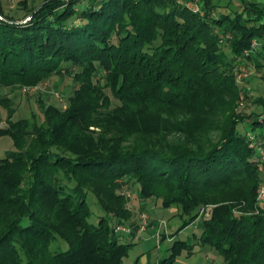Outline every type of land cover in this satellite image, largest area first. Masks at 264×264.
I'll return each mask as SVG.
<instances>
[{"label":"trees","instance_id":"trees-1","mask_svg":"<svg viewBox=\"0 0 264 264\" xmlns=\"http://www.w3.org/2000/svg\"><path fill=\"white\" fill-rule=\"evenodd\" d=\"M83 1L22 2L29 21H0V87L73 83L66 108L43 103L39 122L14 118L12 98H0V137L13 146L0 158V264H123L138 235L116 230L136 221L124 187H135L138 212L154 200L185 217L172 237L207 214L196 242L172 239L158 264L195 246L221 264H264V170L248 141L264 129V88L233 77L252 63L264 86V5ZM252 39L261 47L245 56ZM243 121L251 128L239 134ZM89 193L102 211L95 224Z\"/></svg>","mask_w":264,"mask_h":264},{"label":"rangeland","instance_id":"rangeland-1","mask_svg":"<svg viewBox=\"0 0 264 264\" xmlns=\"http://www.w3.org/2000/svg\"><path fill=\"white\" fill-rule=\"evenodd\" d=\"M43 0H14V3L12 6H10V2L8 0H0V14L4 16L5 19H7L8 16L14 15L16 18V22L23 23V20L28 17L24 16L25 9H22V2H25L26 5L30 7H35L38 4H40ZM89 0L83 1L84 5L88 3ZM82 6L81 4L79 5ZM9 19V18H8ZM7 19V20H8ZM29 21V20H28ZM62 75L59 77L52 75L49 78H45L43 80H40L34 84H16L12 86L7 87H0V98L3 97H10L12 98V106L15 109L14 118H28L31 120L32 115L35 116V119L37 122H39L42 118V109L41 105L44 103L45 105L48 104H54L60 108H66L67 106V98L69 97L71 90L73 89V83L69 78H65L62 82H60L62 79ZM252 78H256V76L249 77V82H245L242 87L250 88L251 91H258L259 89L264 88L261 84L256 85L255 82L252 80ZM256 85V87H255ZM24 89L26 91H24ZM56 91V93H55ZM261 91V90H259ZM114 102V101H113ZM7 112L5 109H3L2 106H0V126L5 125ZM251 125L247 122H239L237 124V132L239 134H244L246 131H250ZM259 131H264V129H256L253 131V133H258ZM179 135V134H176ZM173 134L169 135L168 137L173 139ZM13 150L12 142L8 137H0V158L4 157L6 155V152ZM133 188H126L124 187L122 190L128 194V200H129V207L130 210L133 211L134 216L133 219L137 218V212L138 209V203H136V199H134L135 194ZM119 191V190H118ZM87 203L92 211V216L89 219V221L93 224L97 223L98 218L102 215V211L99 208V206L96 204V201L91 193L87 196ZM156 210H155V209ZM154 209V211H151L152 214L155 215L157 213L160 215L163 219H159L158 223H162L163 227H168L169 231L172 234H175L178 228L181 226L183 219L178 216V210L175 207H170L169 209H163L160 207L159 201H148L145 210L150 211ZM144 211L145 213H147ZM207 217V214L201 215L196 221L193 222V224L184 231V233H178L176 234V239H183L186 240V235L189 238V242L192 243L193 240L191 239L192 231L196 230L198 231V227H200V224L204 218ZM149 222V219H148ZM161 228V230H164V228ZM148 228V227H147ZM157 228V227H156ZM155 228V229H156ZM154 228L147 229L145 231H142L140 234L131 238V242L133 245L129 248L128 254L123 260V264H134V261L137 257H141L142 255H154V254H160L161 252H165V248L168 247L169 240L165 239L161 241V246H157L154 232ZM152 234H151V232ZM165 233V231L163 232ZM162 233V234H163ZM148 238V239H145ZM168 240V241H167ZM171 241V240H170ZM61 248L66 249L67 245L63 241H59ZM160 252V253H159ZM168 250L166 251V254H162L160 256V260L164 257L168 256ZM219 258V262H220Z\"/></svg>","mask_w":264,"mask_h":264},{"label":"built area","instance_id":"built-area-1","mask_svg":"<svg viewBox=\"0 0 264 264\" xmlns=\"http://www.w3.org/2000/svg\"><path fill=\"white\" fill-rule=\"evenodd\" d=\"M61 2L67 3L70 0H59ZM10 2V6L13 5L14 0H8ZM181 2V1H179ZM186 6L192 9L193 11H198L199 6L193 3H186ZM30 19V17H26L23 20V23L27 22ZM0 21H6L4 16L0 14ZM261 47V42L258 39H252L250 42V46L248 49L244 51V55L248 56L249 54L256 52ZM256 74V68L252 63L244 64V63H238L233 68V77L235 82L238 85H243L249 77L254 76ZM24 91H26L24 89ZM56 93V91H55ZM248 141H249V147L254 148L257 152V162L259 165L260 170H264V137L261 136L260 133H248ZM257 203L262 205V208H264V182H262L257 189ZM163 222L158 223V227L155 229V240L157 243H159L161 234L164 232L161 230L163 227ZM136 228V233L140 234L142 231H145L148 227V214L145 212H138L135 226L132 225H122L118 224L116 226V230L120 232H126L130 233L133 228ZM165 229V226L163 227Z\"/></svg>","mask_w":264,"mask_h":264},{"label":"crops","instance_id":"crops-1","mask_svg":"<svg viewBox=\"0 0 264 264\" xmlns=\"http://www.w3.org/2000/svg\"><path fill=\"white\" fill-rule=\"evenodd\" d=\"M234 1L236 2V0H234ZM247 1L259 4V5H264V0H247ZM255 76L257 77V71H256ZM248 89H250V88H248ZM154 209H152L150 211H148V210L146 211L147 214H148V218H149V226H148L147 229H151L152 230L154 228L153 231H155V228L158 227V220L159 219H163L157 213H155V215L151 213V211H154ZM192 224L193 223H191L190 225H188L185 228L181 229L178 233L179 234L180 233L181 234L184 233V231L189 229V227ZM163 231H165V233L161 234V238H160L159 243L156 242L157 246H159V245L161 246V241L162 240L168 239L169 240V244H171L172 239H176V235L174 237H172L173 234L169 231L168 227H165V229ZM152 232H151V234H152ZM192 232L193 233L191 234L192 235L191 239L193 240L192 243H194V242H196V239H197V237L199 235V231H197V227H196V230L192 231ZM135 236H137V235H135ZM186 238L189 240L187 235H186ZM145 239H148V238H145ZM187 239H186V241L189 242ZM168 247L165 248V252H163V253L159 252L160 254L142 255L141 257L140 256L137 257L136 259L138 260V264H158L159 261H160V258H161L160 256H162V254H166V251H167ZM219 258L221 259V257L215 251H213L211 249H208V248H201L199 246H195L194 252L191 255L183 254L182 256L179 257L178 261H179V264H221V260L219 262Z\"/></svg>","mask_w":264,"mask_h":264}]
</instances>
